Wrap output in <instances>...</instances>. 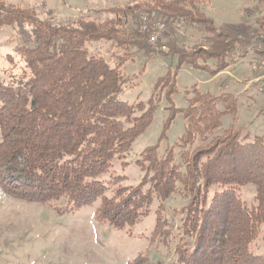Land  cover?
I'll list each match as a JSON object with an SVG mask.
<instances>
[{
  "label": "trees",
  "instance_id": "1",
  "mask_svg": "<svg viewBox=\"0 0 264 264\" xmlns=\"http://www.w3.org/2000/svg\"><path fill=\"white\" fill-rule=\"evenodd\" d=\"M210 1L133 0L63 22L0 0V25L13 29L20 57L17 62L8 57L15 71L0 83L3 191L28 203H59L60 214L95 208L100 220L127 230L148 216L156 201L162 214L163 203L181 187L189 196L182 210L184 241L177 247L181 264H264L252 248L261 233L264 237L263 138L236 127L239 99L232 95L195 89L185 109L173 105L184 66L217 76L264 43L263 34L251 36L239 26L218 28L202 10ZM144 16L166 25L167 56L178 62L175 73L168 70L156 82L170 102L166 128L178 113L187 126L164 155L158 145L147 148L137 161L143 181L125 187L120 183L126 177L115 174L114 165L151 127L161 99L124 101L128 81L122 63L113 66L90 48L108 42L149 55ZM185 24L202 31L205 45L179 49L177 32ZM228 115L232 123L223 128ZM250 184L257 192L254 205L240 195ZM161 219L159 227L165 224Z\"/></svg>",
  "mask_w": 264,
  "mask_h": 264
},
{
  "label": "rangeland",
  "instance_id": "2",
  "mask_svg": "<svg viewBox=\"0 0 264 264\" xmlns=\"http://www.w3.org/2000/svg\"><path fill=\"white\" fill-rule=\"evenodd\" d=\"M24 8H31L44 17L52 16L56 20L67 22L93 11L115 6H123L133 0H7ZM203 12L213 20L218 28L230 26L242 27L241 31L251 36L264 35V0H211L202 6ZM162 23V22H161ZM245 33V34H246ZM170 35V34H169ZM166 32L156 44L148 45L153 49L146 55L135 48L122 49L115 43H98L91 46L92 54L108 59L113 66L122 63L121 71L127 78L126 90L122 99L130 104L140 101L147 103L152 96L161 99L155 113L154 122L148 131L140 136L126 155L124 161L114 165L115 174L126 177L120 185L135 187L145 177L144 170L137 161L149 147L158 145L160 155L175 146L186 132L187 121L182 113H178L166 128L170 112V102L166 91L156 90V82L166 75L167 71L175 73L177 60L167 56L169 38ZM179 49L190 51L205 45L203 33L197 27L183 25L177 32ZM167 37V40H166ZM148 39V36H147ZM18 39L11 27L0 25V83L9 80L8 75L15 71L9 63L11 55L17 62L20 57L15 53ZM264 45V43H259ZM254 51L246 58L238 59L227 70L229 75L211 76L206 72L184 66L177 73L178 93L173 96V105L177 109H185L188 99L195 96V89L201 93L216 96L232 95L239 97L241 110L240 122L236 127L244 134L264 133V93L257 90L255 79L257 74L251 70L250 64ZM125 57L124 62L120 59ZM241 63L240 65H238ZM238 65L242 73L238 72ZM235 68V69H233ZM234 72L231 74V70ZM230 74L232 76H230ZM246 86L245 92L239 95L242 88H233L227 93L226 78ZM235 86H237L235 84ZM242 86V85H240ZM238 87V86H237ZM224 92V93H223ZM238 98V99H239ZM221 109L222 106L220 105ZM233 116L223 118V128H228ZM251 124V130L246 128ZM164 138L162 136L164 135ZM0 131V142H1ZM256 138V137H253ZM263 138L264 135H260ZM180 151H176L177 163L181 164ZM109 178V175L106 179ZM213 191H217L214 188ZM243 201L256 204V188L247 185L240 190ZM189 202V196L183 188L166 200L162 214L158 213L161 202L156 201L148 216L135 226L120 230L98 218L95 208H85L77 212L60 214L59 203H28L6 194L0 185V264H181L177 255V247L184 240L182 232V210ZM160 214V215H159ZM164 216V217H163ZM163 225L159 227V219ZM264 231V226H263ZM257 255L264 256L263 233L252 246Z\"/></svg>",
  "mask_w": 264,
  "mask_h": 264
},
{
  "label": "built area",
  "instance_id": "3",
  "mask_svg": "<svg viewBox=\"0 0 264 264\" xmlns=\"http://www.w3.org/2000/svg\"><path fill=\"white\" fill-rule=\"evenodd\" d=\"M141 31L148 36L150 44H156L160 41V37L165 34L166 25L144 16L141 21ZM250 67L257 74L255 83L258 92L264 93V45H259L256 49Z\"/></svg>",
  "mask_w": 264,
  "mask_h": 264
},
{
  "label": "crops",
  "instance_id": "4",
  "mask_svg": "<svg viewBox=\"0 0 264 264\" xmlns=\"http://www.w3.org/2000/svg\"><path fill=\"white\" fill-rule=\"evenodd\" d=\"M241 63H239L238 65H240ZM238 65H236L235 66V68H239L238 69V72H240V73H242V69L240 68V67H238ZM235 68H233V69H235ZM231 70V74L234 72V70ZM222 74H225V75H229V73L227 72V70L225 71V73L224 72H222ZM222 74H220V75H218L216 78H218L219 76H221ZM230 74V76H232ZM228 82V85L226 86L227 87V91H224V92H227V93H231V91L233 90V88L235 89V87L236 88H242V89H240L241 91H239V95H242L243 94V92H245V90H246V86L245 85H243L242 83H239V82H235L234 80H231L230 79V77H227L226 78V83ZM235 84L238 86H235ZM240 85H242V86H240ZM223 92V93H224ZM239 98V97H238ZM239 100H240V98H239ZM242 107H244V104H241L240 106H239V109H238V122H240V119H241V110H242ZM246 128H248V129H250L251 130V124L250 125H248ZM251 135V134H250ZM260 135H264V133H260V134H254L253 135V137H260Z\"/></svg>",
  "mask_w": 264,
  "mask_h": 264
}]
</instances>
